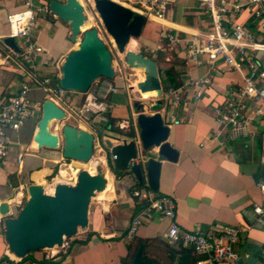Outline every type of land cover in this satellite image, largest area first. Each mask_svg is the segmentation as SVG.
<instances>
[{"label": "crops", "instance_id": "obj_1", "mask_svg": "<svg viewBox=\"0 0 264 264\" xmlns=\"http://www.w3.org/2000/svg\"><path fill=\"white\" fill-rule=\"evenodd\" d=\"M33 1L49 4L50 0ZM115 1L137 9L136 0ZM197 3V0H171L164 18L146 15L142 35L130 43H135L131 45V49L158 61L162 70L160 74L163 87L169 80L168 69L173 70L179 81L176 86L182 83L185 75L190 78L210 77L199 100L181 102L172 109L176 117L183 120L178 124L166 122L170 127L168 140L179 151V156L175 161L160 157L159 188L155 191L175 198L177 222L183 228H215L226 225L245 228L237 246L242 254L241 258L235 263L222 264H264V221L257 218V223L251 222L248 217L255 204L264 205V193L259 186V182L264 181V114H255L251 108L248 111L251 117L248 128L237 131L224 128L217 120L215 108L223 106L229 99L230 89L244 83L243 75L221 61L210 63L204 60L200 64H186V52L181 49L182 46L169 48V39L165 35L167 31L187 38L203 30L208 19L197 9ZM25 6L26 0H0V52L3 48L9 49L11 55L6 58L4 51L0 55V105L10 96L18 94L29 69L23 60L21 39L15 38L20 52L2 40L9 34L8 14ZM252 20L249 7L237 16L239 22L249 23ZM251 26L254 28V23ZM71 35L68 22L51 12L39 13L31 39L43 46L44 55L51 60V64L40 66V74L51 77L55 83L59 82L61 76L56 62L62 68L67 54L78 46V41H73ZM257 36L264 40V32ZM256 58L264 68V50H259ZM139 76L144 75L140 73ZM112 79L118 90L109 94L102 109L93 115L91 121L66 118L64 122L92 131L95 135V150L98 147L102 150L97 143L99 134L103 138L111 133L130 137L127 133L132 122L136 135L139 133L136 124L138 110L134 102L143 100L131 89L130 78L124 73L122 75L117 71ZM72 91V97L79 103L91 92L90 89L85 92ZM29 95L33 99H39L44 96V91L34 85ZM154 101L155 98L150 104ZM150 104L149 110L146 104L143 107L147 114L153 113ZM166 104L164 102L161 112L167 116V110H163ZM39 119L30 118L18 130H10L12 143L0 167V202L5 201L10 205V216L16 215L26 202L31 183H42L45 187L55 184L58 182L55 178L59 176L56 169L68 161L63 156L61 147L39 148L34 143L33 137ZM54 123L53 121L52 125ZM52 125L51 130L58 132ZM26 146L29 150L22 162H19L18 154ZM157 150L155 147L152 152ZM104 154L99 161L106 162L103 168L110 175L105 188L97 191L92 198L88 224L75 235L69 253L48 257L49 251L46 249L33 250L23 257L24 261H36L39 264H132L134 244L138 240H144L146 258L160 264L171 262L169 249L172 245L166 238L168 220L155 214L153 218L143 221L133 239L126 236L134 215L143 205L133 196L132 191L136 187H150L147 174H144L141 181L132 172L113 171L109 168L110 154ZM75 161L72 160L73 163ZM50 178H54L52 182L49 181ZM5 220L6 217L0 214V259L7 255L14 256L6 240ZM250 255L256 259L249 261Z\"/></svg>", "mask_w": 264, "mask_h": 264}, {"label": "built area", "instance_id": "obj_2", "mask_svg": "<svg viewBox=\"0 0 264 264\" xmlns=\"http://www.w3.org/2000/svg\"><path fill=\"white\" fill-rule=\"evenodd\" d=\"M197 1V9L203 12L208 19L207 25L203 30L187 38L166 31L165 35L169 39L168 46L171 49L182 46L181 49L186 52L184 57L186 64H200L204 60L210 63L221 61L230 69L239 71L243 75L244 83L229 90V99L223 106L215 108V114L224 128H231L233 131L248 128L251 123L248 111L251 108L255 114H264V68L256 58V53L264 50V40L257 36L258 33L264 32V0ZM170 2L171 0H136V6L145 16L154 15L157 18H164L170 8ZM247 7L251 9L253 20L249 23L237 21V16L242 14ZM49 12L48 3L38 4L33 0H26L25 8L8 14V36L21 39L24 49L23 60L29 69L18 94L10 96L0 105V167L12 143L10 130H18L30 118H40L45 99L53 100L59 105L65 111L66 118L91 121L93 115L102 109V104L109 94L118 90L112 78L102 76L90 88L91 92H88L84 100L79 103L75 97H72V90L65 89L59 82H53L51 77L40 74V66L51 64V60L44 55L43 46L32 40L31 36L37 25L39 13ZM93 12L91 27H96L100 36L101 32H106L114 45V40L108 34L96 7ZM252 23H254V28L251 26ZM3 51L6 53V58L11 56L10 50L5 48L0 55ZM56 65L62 73L58 62ZM115 71L119 70L115 67ZM186 76L179 86L170 85L165 90L163 89L162 98L167 103L163 108L165 112L167 110V116L163 113L165 122L181 123L183 120L177 118L172 109L181 102L199 100L205 85L210 82L208 76L202 78ZM34 85L44 91L42 98L30 97L29 93ZM134 138L138 139V135ZM97 139V143L104 150L103 139L99 136ZM28 150L26 146L19 152V162H22ZM135 162L139 160L135 159ZM259 186L264 193V181L259 182ZM132 194L143 205L128 227L126 236L129 239L135 237L144 220L151 219L157 214L169 221V228L166 232L169 244L192 248L198 254L196 264L235 263L241 258L242 254L237 246L242 240V233L245 230L243 226L226 225L215 228L186 229L177 222V203L173 196L159 194L148 186L136 187ZM253 209L258 219L264 221V205L255 204ZM81 228L73 235L64 236L60 245L46 248L49 251L47 256L58 257L68 254L75 235ZM0 264L39 263L24 261L23 257L7 255L0 259Z\"/></svg>", "mask_w": 264, "mask_h": 264}, {"label": "water", "instance_id": "obj_3", "mask_svg": "<svg viewBox=\"0 0 264 264\" xmlns=\"http://www.w3.org/2000/svg\"><path fill=\"white\" fill-rule=\"evenodd\" d=\"M94 4L118 52L125 54L128 66L144 70V76L133 78L131 89L137 96L155 97V101L149 103L152 114L143 111L144 102H134L138 110V139L119 133L106 134L105 138L99 134L103 139V148L111 156L109 168L113 171L132 172L141 181L146 173L150 187L158 190L160 157L175 161L179 151L168 140L170 127L161 112L164 105V87L158 61L143 52L127 50L131 40L142 35L146 16L136 8L115 0H94ZM49 6L51 14L70 24L71 39L78 41V46L67 54L63 62L59 84L68 90L85 92L100 77H115L113 52L98 34V29H83L88 17L82 1L50 0ZM2 40L12 49L21 51L14 37L5 36ZM64 118L65 111L53 100L45 99L33 137L34 143L39 148L51 149L62 145L65 158L80 162L90 161L95 151L94 133L69 123L63 125L61 133L53 132L52 121ZM155 147L157 152H152ZM135 159L139 162H135ZM106 183V170L103 166L96 173L82 169L78 171L74 184L58 181L52 192L46 191L42 183H31L28 186L29 196L26 202L14 216H10V205L5 201L0 202V214L6 217V240L12 254L24 257L33 250L52 248L60 245L64 236L73 235L79 228L85 227L88 224L91 200L97 191L105 188ZM250 211L249 220L256 222L258 215L253 208ZM255 259L253 255L248 256L249 261ZM132 264L159 263L144 258L141 246Z\"/></svg>", "mask_w": 264, "mask_h": 264}, {"label": "rangeland", "instance_id": "obj_4", "mask_svg": "<svg viewBox=\"0 0 264 264\" xmlns=\"http://www.w3.org/2000/svg\"><path fill=\"white\" fill-rule=\"evenodd\" d=\"M82 1H83L82 4L85 7V12H86V14L88 16V20H90L88 26H86V28H85V29H87V28L91 27V22H92L91 21V19H92L91 17H92V15L94 13L93 11L95 9V4H94V0H82ZM101 37L105 40V42L107 43V45L109 46V48L113 52V61H112L113 67L114 68L116 67L117 70H119V71H120V68H121L122 71H120V72L122 73V75L124 73L125 76H128V78H130L129 79V84L133 80V78L140 77L139 74L141 72L139 73L138 70L133 69L132 67L128 66V64L126 63V60H125V54H122V53L118 52L117 48L114 45H112V43L110 41V38L108 37L106 32H104V31L101 32ZM127 50H131V45H128ZM132 50H133V48H132ZM133 96H135V95H133ZM138 98L143 100V102L147 106V109L149 110V108H148L149 107V103L155 97L141 98L139 96ZM65 121H66V118H64L63 120H55L54 121L55 123L53 125L52 124L51 125H52L53 129L58 131V133H61L62 132V127L65 124L64 123ZM72 121H74V120H72ZM61 148H62V145H61ZM104 150H105V148H104ZM105 152H107V151H103V150L99 149V147L94 151V155H93V157H92V159L90 161L91 162L90 164L94 165V168L90 164H88L89 162H80V161L76 160L75 163H73L72 159H68V158H67L68 161L66 163H64V166H62V167L69 168V167L72 166L73 168L78 169V171L82 170V169H86V170L90 171L91 173H96V172H98L101 169L102 166H106V162L101 163L99 161L100 158L105 155L104 154ZM60 168H61V166L59 165V167L56 169L57 174H58V171H59ZM91 168L94 169V170H92ZM70 171H71V169H70ZM53 177L55 178L56 175H54ZM54 178H50L49 181L52 182ZM64 180H65V182H68L70 184H74L77 181V176L75 177L73 175V173L71 172L68 175V177H66Z\"/></svg>", "mask_w": 264, "mask_h": 264}, {"label": "trees", "instance_id": "obj_5", "mask_svg": "<svg viewBox=\"0 0 264 264\" xmlns=\"http://www.w3.org/2000/svg\"><path fill=\"white\" fill-rule=\"evenodd\" d=\"M162 70L160 69V72ZM167 75H168V79L165 82L164 87H168L171 85H178L179 81L176 78V75L174 74L172 69H168L167 70ZM130 137H135L136 136V131L133 125V122L131 124V129L129 130V132L127 133ZM142 246V256L144 258H146V256H144V249L146 246V243L144 240H138L136 241V243L134 244L133 250H132V257L135 256L136 252L138 251V249ZM170 246V245H169ZM171 248L169 249L170 252V257H171V262L169 264H196V260L198 258V255L194 252V250L192 248H188L185 246H170ZM155 261V260H154ZM125 262V259H124ZM160 264V263H159Z\"/></svg>", "mask_w": 264, "mask_h": 264}, {"label": "bare ground", "instance_id": "obj_6", "mask_svg": "<svg viewBox=\"0 0 264 264\" xmlns=\"http://www.w3.org/2000/svg\"><path fill=\"white\" fill-rule=\"evenodd\" d=\"M82 1V0H81ZM83 2V1H82ZM89 21L90 20H87L86 22H85V24H84V26H83V29H85L86 28V26H88V24H89ZM133 40V39H132ZM131 40V41H132ZM135 40V39H134ZM131 43V42H130ZM130 43H129V45H130ZM135 43H134V41L132 42V44L131 45H134ZM139 69H137L138 71H139V73L141 72V74H143L144 75V70H143V68H140V67H138ZM135 69V68H134ZM143 71V72H142ZM141 77V76H140ZM142 98H145V96H141ZM52 123H53V121H52ZM55 132V131H54ZM110 133V132H109ZM101 159V158H100ZM91 161V160H90ZM90 161H88L89 163L88 164H90L91 162ZM91 165V164H90ZM93 168H94V165H91ZM89 168V167H88ZM70 169H71V171H70ZM92 169V168H91ZM90 169V170H91ZM92 170H94V169H92ZM73 173V175L76 177L77 176V174H78V169H75V168H73L72 166L71 167H69V168H66V167H61L60 168V170H59V176L58 177H56L55 178V180H57V181H63L66 177H68V175L70 174V173ZM106 175H107V177H109V175H110V173L107 171V173H106ZM45 188H47V190H48V192H52L53 191V189H54V184L52 183V184H48L47 185V187H45Z\"/></svg>", "mask_w": 264, "mask_h": 264}]
</instances>
